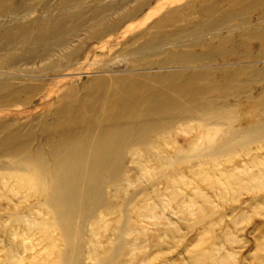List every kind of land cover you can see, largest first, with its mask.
Returning <instances> with one entry per match:
<instances>
[{"label": "rangeland", "instance_id": "rangeland-1", "mask_svg": "<svg viewBox=\"0 0 264 264\" xmlns=\"http://www.w3.org/2000/svg\"><path fill=\"white\" fill-rule=\"evenodd\" d=\"M0 264H264V0H0Z\"/></svg>", "mask_w": 264, "mask_h": 264}, {"label": "bare ground", "instance_id": "bare-ground-1", "mask_svg": "<svg viewBox=\"0 0 264 264\" xmlns=\"http://www.w3.org/2000/svg\"><path fill=\"white\" fill-rule=\"evenodd\" d=\"M207 0H203V2H206ZM239 2V1H238ZM234 5V4H233ZM167 15H170L169 13H167L166 15H165V17L164 18H161V19H159V20H157V21H154L153 22V24L155 25L154 27L156 28L157 26H158V24L160 25V24H162L163 23V20H166V16ZM21 17V16H20ZM22 19V18H21ZM47 19V18H46ZM44 22V21H43ZM95 22H96V20H95ZM119 22V21H118ZM153 24L148 28V29H152V28H154L153 27ZM148 29H146V30H144V31H140V32H138L139 34H141V35H143V36H145L146 34H148L147 32L149 31ZM110 30H112V29H110ZM113 30H114V28H113ZM151 33V32H150ZM159 33V32H158ZM152 34H154L153 32H152ZM164 34V33H163ZM137 36V35H136ZM163 36V35H162ZM135 37V36H134ZM139 37V36H138ZM136 39V38H135ZM223 41V40H222ZM54 43V42H53ZM49 44V43H48ZM56 47V46H55ZM97 56V55H96ZM81 62V61H80ZM70 64V63H69ZM69 66V65H68ZM86 66V65H85ZM94 66V65H93ZM106 68V67H105ZM91 69V68H90ZM94 69V68H93ZM93 69H91V70H93ZM108 69H109V67H108ZM122 69V68H121ZM146 71V70H145ZM77 72V71H76ZM120 72V71H119ZM126 72V71H125ZM75 73V72H74ZM79 73V72H78ZM146 73V72H145ZM87 74V73H86ZM128 74V73H127ZM130 75V74H129ZM169 75V74H168ZM197 75V74H196ZM199 75V74H198ZM194 76H195V73H194ZM196 77V76H195ZM144 78H145V76H144ZM153 79V78H152ZM132 80V79H131ZM156 80V79H155ZM121 81V80H120ZM146 81V80H145ZM84 82V81H83ZM124 82V81H123ZM136 82V81H135ZM156 82V81H155ZM158 82V81H157ZM130 83V82H129ZM183 83V82H182ZM185 83V82H184ZM184 83H183V85H184ZM144 84V83H143ZM100 85V84H99ZM158 85H160V84H158ZM186 85H188V82H187V84ZM149 86V85H148ZM148 86H147V88H148ZM101 87H102V85H101ZM182 88V87H181ZM111 89V88H110ZM63 90H65V89H63ZM91 90H92V88H91ZM103 90V89H102ZM182 91V90H181ZM111 92V91H110ZM185 92V91H184ZM197 92H198V90H197ZM49 93H52V92H49ZM191 94V93H190ZM64 95V94H63ZM185 95V94H184ZM73 96V95H72ZM104 96V95H103ZM106 96V95H105ZM85 97V96H84ZM136 97V96H135ZM173 97V96H172ZM196 97V96H195ZM75 98V97H74ZM80 98V97H79ZM91 98V97H90ZM138 98V97H137ZM181 98V97H180ZM67 99V98H66ZM107 99H108V97H107ZM123 99V98H122ZM128 99V98H127ZM131 100H132V98H130ZM74 100V99H73ZM80 100V99H79ZM78 100V101H79ZM83 100H85V98H83ZM81 101V100H80ZM93 101V100H92ZM91 101V102H92ZM129 101V100H128ZM159 101V100H158ZM172 101V100H171ZM69 102V101H68ZM120 102V101H119ZM138 102V101H137ZM121 103V102H120ZM125 103H126V101H125ZM129 103V102H128ZM96 104V103H95ZM169 104V103H168ZM81 105V104H80ZM117 105V104H116ZM122 105V104H121ZM120 105V106H121ZM142 105V104H141ZM161 105V104H160ZM172 105V104H171ZM79 106V105H78ZM119 106V105H118ZM9 107V106H8ZM103 107V106H102ZM105 107H107V106H105ZM104 107V108H105ZM103 108V109H104ZM120 108V107H119ZM118 108V109H119ZM140 108V107H139ZM169 108H170V106H169ZM173 108H174V106H173ZM75 109V108H74ZM77 109V108H76ZM85 109V108H84ZM102 109V110H103ZM91 110V109H90ZM96 110V109H95ZM108 110V109H107ZM123 110V109H122ZM160 110V109H159ZM120 111V110H119ZM77 112V111H76ZM85 112H86V110H85ZM109 112V111H108ZM111 112V111H110ZM128 112H129V110H128ZM39 114V113H38ZM105 114V113H104ZM111 114V113H110ZM121 114H123V113H121ZM120 114V115H121ZM160 114V113H159ZM173 114V113H172ZM99 115H100V112H99ZM119 115V116H120ZM131 115V114H130ZM138 115H139V113H138ZM114 116V115H113ZM122 116V115H121ZM107 117V116H106ZM110 117V116H109ZM115 117H116V114H115ZM140 117V116H139ZM145 117V116H144ZM169 117H170V115H169ZM34 118V117H33ZM104 118V117H103ZM146 118V117H145ZM41 119V118H40ZM93 119V118H92ZM107 119V118H106ZM110 119H113V118H110ZM109 119V120H110ZM117 119V118H116ZM100 120V119H99ZM120 120V119H119ZM44 121V120H43ZM111 121V120H110ZM117 121V120H116ZM147 121V120H146ZM3 122V121H2ZM123 122V121H122ZM111 123V122H110ZM120 123V122H119ZM124 123V122H123ZM98 124V123H97ZM115 124V123H114ZM129 124V123H128ZM141 124H143V123H141ZM5 125V124H4ZM92 125V124H91ZM94 125V124H93ZM112 125V124H111ZM59 126V125H58ZM120 124H119V126L118 125H112V126H110L109 125V127H106L105 129H104V133H103V137H101V138H99L98 140H93L94 142L93 143H91V146H93V148L94 149H103V148H105V150H106V148H109V147H111L112 145H114L115 143H116V145L118 144V140L120 139V136H119V138L117 139H114L115 138V133L116 132H118L119 134L121 133V131H119L118 130V128H120ZM83 127V126H82ZM124 127V126H123ZM131 128V127H130ZM76 129V128H75ZM136 129V128H135ZM150 129V128H149ZM138 130V129H137ZM140 130H142L141 128H140ZM124 131V130H123ZM122 131V132H123ZM258 131H260L261 132V130L259 129H256L255 131H253V133H257ZM111 132V133H110ZM125 132H126V130H125ZM144 133V132H143ZM251 134H250V136H253L252 134V132H250ZM141 134V133H140ZM263 135V134H262ZM126 136V135H125ZM96 137H98V136H96ZM245 138V137H244ZM247 138V137H246ZM210 141L212 140L211 138H208ZM60 140H61V138H60ZM102 140H108L107 141V143L105 142V141H102ZM247 140V139H246ZM235 141V140H234ZM233 141V142H234ZM51 142V141H50ZM58 143L60 144L59 146H61V147H65V146H69L68 148H70V147H77L78 145H68V142H66V140H64V141H58ZM82 143H84L85 144V142H82ZM210 143V142H209ZM84 144H82V145H84ZM235 144H236V142H235ZM65 145V146H64ZM50 148L52 149L53 147H51L50 146ZM219 148V147H218ZM231 148H233V146L229 143V144H225L224 146H222V149H223V151H224V149H228V150H231ZM111 149V148H110ZM215 149V148H214ZM217 149V148H216ZM12 150V149H11ZM89 150V149H88ZM104 150V151H105ZM64 150H62V152H63ZM108 151H109V149H108ZM13 152V151H12ZM87 152V151H86ZM95 152V151H94ZM14 153V152H13ZM95 153H99V152H95ZM16 154V153H15ZM20 153H17V155H19ZM108 154V153H107ZM118 155V154H117ZM4 156V155H3ZM14 156V155H13ZM30 157V156H29ZM25 159V158H24ZM10 160H12V159H10ZM9 161V160H8ZM25 161V160H24ZM64 161V160H63ZM6 162V161H5ZM42 163H43V161H41ZM9 163V162H8ZM31 163V162H30ZM88 163V162H87ZM33 164V163H32ZM54 164V163H53ZM45 165V164H44ZM47 165V164H46ZM83 165H85V164H83ZM49 166V165H48ZM75 167H77V166H75ZM86 167V166H85ZM42 168V167H41ZM79 168V167H78ZM102 168V167H101ZM38 169V168H37ZM43 169V168H42ZM75 169H77V168H75ZM86 169H87V167H86ZM97 169V168H96ZM36 171H38V170H36ZM45 172V171H44ZM66 173H64L63 175L61 174V175H57L56 177H55V181L54 182H52L53 184H51V186H48L47 187V191H48V194L47 195H49L47 198V202H49V203H52V204H55L56 205V208L58 209V212L60 213V214H62V215H64L63 213L64 212H67V214L69 215V213L72 211V210H74L75 209V206H74V203L73 202H75V198H74V195L75 194H73L72 193V190H73V186H72V184L74 185V184H80L79 182H80V180H79V178H77L78 177V175H77V177H75L76 175H75V173L77 172V171H75V173H73V171H71V170H66L65 171ZM35 173H37V172H35ZM50 173V172H49ZM61 173V172H60ZM83 173V172H82ZM75 175V176H74ZM83 176V175H82ZM48 177V176H47ZM49 179V178H48ZM97 180V179H96ZM32 182V181H31ZM88 182H89V180H88ZM48 183V182H47ZM71 184V185H70ZM23 185V184H22ZM34 186V185H33ZM47 186V185H46ZM82 190V189H81ZM79 192H81V191H79ZM85 194V193H84ZM87 196V195H86ZM85 198V197H84ZM46 202V203H47ZM59 222V221H58Z\"/></svg>", "mask_w": 264, "mask_h": 264}]
</instances>
